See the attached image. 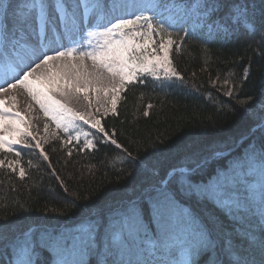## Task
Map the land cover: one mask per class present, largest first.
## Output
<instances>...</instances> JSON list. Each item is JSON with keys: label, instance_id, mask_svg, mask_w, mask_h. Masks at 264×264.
Listing matches in <instances>:
<instances>
[{"label": "snow or ice", "instance_id": "6c2138e0", "mask_svg": "<svg viewBox=\"0 0 264 264\" xmlns=\"http://www.w3.org/2000/svg\"><path fill=\"white\" fill-rule=\"evenodd\" d=\"M176 7L173 0H9L0 5V154H5L0 169L6 167L24 180L28 174L23 155L38 151L67 193L44 147L53 125L57 131L51 132L52 140L77 147L83 140L78 150L107 142L120 150L124 161L136 162L115 138V129H107L102 119L119 115L118 102L131 86L151 83L165 96L186 86L184 75L173 65V46L178 53L189 37L197 38L216 6L192 5L203 11L198 13L199 23L189 28L184 27L188 16ZM255 7L249 13L246 3L234 5L223 23L212 24L226 34L237 33L241 26L258 34L256 51L264 58V8L257 17ZM250 65L251 60L244 69L245 80ZM222 87L226 95H234L236 86L228 78ZM21 94L28 99V112L38 105L47 118L44 135L32 130L19 110ZM81 99L87 111L72 106ZM257 100L259 127L264 129V86ZM257 100L248 96L237 104L250 108L249 102ZM241 147L225 171L206 172L207 158L194 160L192 169L173 168L164 186L145 189L137 200L115 210L118 219L87 220L73 235L45 230L37 237L34 228L25 230L2 216L0 245L12 249L10 264H37L38 246L55 252L60 257L56 264H70L63 257L66 252L97 251L98 264H264V137ZM9 155L14 158L9 160ZM27 163L33 166L31 160ZM218 163L224 167L223 161ZM201 174L210 178L202 179ZM182 200L206 203L214 211L200 215L182 208ZM12 207L31 211L27 202ZM146 222L156 225L152 235Z\"/></svg>", "mask_w": 264, "mask_h": 264}, {"label": "trees", "instance_id": "16d2710c", "mask_svg": "<svg viewBox=\"0 0 264 264\" xmlns=\"http://www.w3.org/2000/svg\"><path fill=\"white\" fill-rule=\"evenodd\" d=\"M194 1L173 0L176 5L184 6L175 11L188 16L185 28L199 23L198 13L203 9L193 8ZM2 2L0 0V5ZM203 3L215 5L216 11L210 13L208 23L199 30L200 35L195 39L189 37L178 53L173 46V65L184 75L186 86L175 87L166 96L154 90L151 83L131 86L118 102L119 115L102 119L107 129H115V138L132 152L136 162L124 161L120 150L107 142L97 143L95 149L83 150H78L83 147L81 142L78 147L58 140L44 143L67 193L38 151H25L22 164L28 175L24 180L6 167L0 169V208L7 205L0 210V217L6 215L25 230L34 228L37 237L45 230L74 234L77 225L87 220L113 221L118 217L115 210L137 200L143 190L164 186L163 181L171 179L169 173L173 168L192 169L194 160L207 158L206 172L225 171L242 152V143L264 137V129L257 127L260 121L257 97L264 86V58L256 51L260 36L250 34L243 26L237 33L226 34L212 24L213 21L223 23L237 4L246 3L249 13L255 4L259 17L264 0H200L197 4ZM208 24H212L211 33ZM173 39L177 37L174 35ZM250 60V75L245 80L244 69L249 67ZM225 78L236 86L233 96L225 94L226 89L222 87ZM248 96L257 100L254 104L249 102L250 108L237 104ZM148 104L153 107L148 109ZM145 110L149 115H143ZM70 147L71 156L68 155ZM235 147L230 155L219 154ZM4 155L0 154V159ZM28 160L32 161V167L28 166ZM218 161H223L224 167ZM201 178L210 177L201 174ZM25 202L31 211L19 212L12 207ZM180 205L203 216L214 211L211 205L195 204L194 200H182ZM145 227L152 234L156 225L146 222ZM37 253V264H56L58 256L52 250L38 246ZM66 253H69L70 264L72 258L74 261L81 258L83 264H98L100 259L98 251L84 256ZM12 258V249L5 250L0 245V264H10Z\"/></svg>", "mask_w": 264, "mask_h": 264}, {"label": "rangeland", "instance_id": "374dc122", "mask_svg": "<svg viewBox=\"0 0 264 264\" xmlns=\"http://www.w3.org/2000/svg\"><path fill=\"white\" fill-rule=\"evenodd\" d=\"M200 0H195L193 5H196L197 3H199ZM9 0H5L3 2V4L5 3H8ZM2 4V5H3ZM183 4H177V7L176 9H180V8H183ZM158 39V38H157ZM89 65H91V61H86ZM82 95V94H81ZM18 104H19V110L21 111L22 115L25 116V118L28 120V123L33 125V129L32 130H35V131H38L41 135H44V131H43V125L45 123L48 122L47 118L43 115V112L39 109V106L38 105H33V110L31 112H28L26 110V106H27V103H28V99L25 95L21 94L18 96ZM72 106L74 108H76L78 111H87V107H86V102H84L82 99L80 100V102L78 103H73ZM259 115H261V110L260 108L258 109V112H257ZM258 121V120H257ZM259 124H260V121H259ZM259 127V125L257 126ZM57 131L54 127V125L50 128V132H49V139L47 142H50L52 141V139L50 138L51 136V132H55ZM62 133V131H61ZM60 133V134H61ZM46 142V143H47ZM81 142H83V140H81ZM182 208H186L184 206H181ZM119 217H117L116 219H118ZM115 220V219H114ZM149 233V232H148ZM75 234V233H74ZM70 235H73L72 233ZM149 235H152L151 233H149ZM76 253H79V252H76ZM87 254V253H85ZM85 254H83L82 256H84ZM69 256V253H63V257L67 260L70 261V258H68ZM60 257H58L59 259ZM57 259V260H58ZM75 259L72 258L71 261H74ZM78 260H81V258H78L76 261ZM57 262V261H56Z\"/></svg>", "mask_w": 264, "mask_h": 264}]
</instances>
